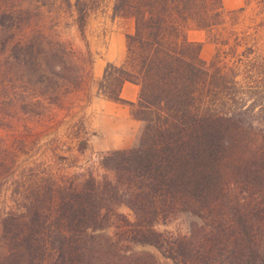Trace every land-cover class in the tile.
Segmentation results:
<instances>
[{"label":"trees","instance_id":"16d2710c","mask_svg":"<svg viewBox=\"0 0 264 264\" xmlns=\"http://www.w3.org/2000/svg\"><path fill=\"white\" fill-rule=\"evenodd\" d=\"M103 2L112 3V20L133 23V33L126 61L107 65L95 97L130 106L144 125L135 147L107 153L94 150L85 116L39 145L76 116L68 101L84 91L91 67L83 53L33 31L32 11L47 2L7 0L0 10V28L11 34L0 128L28 133L13 151L0 139V264H158L135 246L154 247L172 264H264L262 66L250 63L247 35L233 34L232 43L217 33L245 6L66 0L92 64L86 30ZM191 29L215 43L211 60L201 56L203 43L189 40ZM127 82L140 87L137 103L121 97ZM38 148L44 158L32 160ZM85 155L94 161L81 164ZM188 218L185 233L158 230Z\"/></svg>","mask_w":264,"mask_h":264},{"label":"rangeland","instance_id":"374dc122","mask_svg":"<svg viewBox=\"0 0 264 264\" xmlns=\"http://www.w3.org/2000/svg\"><path fill=\"white\" fill-rule=\"evenodd\" d=\"M71 1L73 2L74 0ZM6 2L7 0H0L1 11H3ZM25 2H32L36 7L40 6L41 3L47 2V7L45 6L44 8H41V10L36 8L34 11H32L33 31L44 32L48 38L59 39L65 44V47L69 51L74 50L83 53V55H86L85 65L87 68L91 67V74L89 73L87 75V83L84 91L72 96L68 101L74 104V111L77 113L76 116L73 118L68 117L64 119L62 122L63 124H60V127L55 132L49 133L45 136L42 135L40 138L37 136V134L30 136L34 137L36 135V137L40 139L39 145H43L55 136L64 137V135L68 133L67 130L70 125L73 122H76L78 118L82 116H85L90 128V120L94 115V111H91L89 107L90 103L93 101V99H95V95L99 88L98 84L102 78L99 80L94 79L92 72L93 64L89 59L90 56H87L86 54V42L81 37L78 27L75 24V13H73V11L67 6L66 0H15V5L20 7ZM245 2V12L240 15L239 19L233 23L231 21L226 27L227 30L219 28L217 33L229 36L232 43L235 41V36L233 34H238L239 38L247 35V40L245 42L248 45H246V47L249 48L247 53L251 54L253 58L251 59L250 63H258L260 66H262L259 77V85L264 86V0H245ZM111 6V2H103L100 7H96V9H92L90 12L86 35L89 46L95 58L104 53L108 47V40L114 32H129L133 30L132 22L122 21L120 19H111ZM10 36L11 34H9L7 30L0 28V117H2V115L5 113L3 84L7 78V71L10 63V48L7 43ZM209 42L213 44V49L210 53L211 60L216 52V45L213 41ZM243 48L244 47L240 48V52L243 51ZM262 92H264V89ZM262 96H264V93H262ZM262 104L263 106L258 107L256 110L257 112L264 110V99ZM64 114L65 113H62L60 117L62 118ZM143 126L144 125L142 123V129ZM141 132L138 136V140ZM26 133L27 132H25L23 126H19L15 131L0 128V139L2 140L3 144L7 146L8 150L13 151L15 148H18V146H21L20 142L24 139V137H26ZM38 151V154L33 152L30 153V155L33 156L32 160H43L44 154H42L39 148ZM25 159H27V156L21 154L19 159L20 162ZM91 159L92 158H90L89 155L81 156L80 163L87 165L88 162L94 161V159L90 161ZM5 198V196H0L1 210L5 208ZM120 212L128 215L129 218L133 220V214L127 207H122ZM191 222L192 219L190 218L186 220L180 219L173 223L160 225L158 230H168L172 232L181 230L182 233H185L187 231L188 225ZM135 250L138 252L152 253L156 256L158 264H172L170 260L164 258L162 254L154 247L135 246Z\"/></svg>","mask_w":264,"mask_h":264},{"label":"crops","instance_id":"0c3cea01","mask_svg":"<svg viewBox=\"0 0 264 264\" xmlns=\"http://www.w3.org/2000/svg\"><path fill=\"white\" fill-rule=\"evenodd\" d=\"M245 3V0H223L224 8L229 11L243 8ZM130 33H133V30L118 31L112 34L108 40V47L94 61L92 68L94 79L99 80L104 77L109 63L116 66L124 64L127 58L126 36ZM188 38L190 41L203 43L201 56L209 61L213 44L208 41L206 32L191 29L188 32ZM139 94L140 87L127 82L122 88L121 97L127 102L137 103ZM89 108L94 111L90 120V129L94 133L91 143L96 152L107 153L136 146L142 130V122L132 117L130 106L95 97Z\"/></svg>","mask_w":264,"mask_h":264}]
</instances>
